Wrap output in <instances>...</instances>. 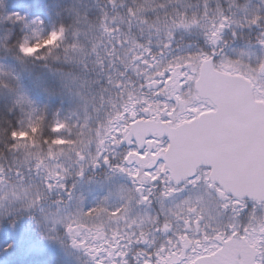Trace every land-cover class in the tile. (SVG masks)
Wrapping results in <instances>:
<instances>
[{"label": "snow or ice", "instance_id": "obj_1", "mask_svg": "<svg viewBox=\"0 0 264 264\" xmlns=\"http://www.w3.org/2000/svg\"><path fill=\"white\" fill-rule=\"evenodd\" d=\"M33 7L0 0V232L77 264H264V0ZM37 63L67 111L25 88Z\"/></svg>", "mask_w": 264, "mask_h": 264}, {"label": "trees", "instance_id": "obj_2", "mask_svg": "<svg viewBox=\"0 0 264 264\" xmlns=\"http://www.w3.org/2000/svg\"><path fill=\"white\" fill-rule=\"evenodd\" d=\"M15 3L16 0H9L10 8H14ZM71 3L72 0H34V7L31 9V13L33 16L45 18L49 28H51L53 24L60 22L61 19L55 13ZM49 12L52 13L50 18L48 16ZM20 35L22 38L23 34ZM7 63L16 67L18 71H22L16 61L9 59ZM65 70L69 69L66 67ZM37 78L47 81L50 87L56 86V81L51 73L37 63L32 67L31 76L23 73V84L33 99L41 106H48L50 111H67L70 107L69 101L67 99L62 100L60 97L49 100L34 86V81ZM6 103H10V101L0 97V115L7 114L5 111ZM7 233L11 234V239L9 236L5 237ZM13 235L18 238V246L9 253L0 251V264H77L74 258L66 256L59 247L45 241L39 228L28 220H25L19 226L17 233H12L8 230L0 232V249L12 240ZM29 247H34L36 251L29 254L27 251Z\"/></svg>", "mask_w": 264, "mask_h": 264}, {"label": "rangeland", "instance_id": "obj_3", "mask_svg": "<svg viewBox=\"0 0 264 264\" xmlns=\"http://www.w3.org/2000/svg\"><path fill=\"white\" fill-rule=\"evenodd\" d=\"M103 193L101 192V191H98V190H96L95 188L93 189V192H92V194L89 196V200L91 201L94 197H96V196H101ZM9 236V238L11 239V234H9V233H7V234H5V237H8ZM12 241V240H11ZM17 241H18V238H17ZM45 247H47V246H45ZM30 248V247H29Z\"/></svg>", "mask_w": 264, "mask_h": 264}]
</instances>
